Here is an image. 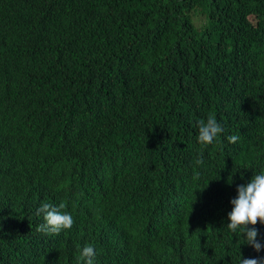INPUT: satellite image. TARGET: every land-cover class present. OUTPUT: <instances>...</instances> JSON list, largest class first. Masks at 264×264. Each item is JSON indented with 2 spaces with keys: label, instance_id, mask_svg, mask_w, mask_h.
Here are the masks:
<instances>
[{
  "label": "trees",
  "instance_id": "16d2710c",
  "mask_svg": "<svg viewBox=\"0 0 264 264\" xmlns=\"http://www.w3.org/2000/svg\"><path fill=\"white\" fill-rule=\"evenodd\" d=\"M40 21L24 27L25 37L0 39V86L9 83L0 107V264H83L86 245L97 247L103 264L143 262L140 253L106 243L131 240L138 220L122 219L115 206L93 207L77 193L88 173L86 164L77 167L90 148H117L123 162L111 169L116 180L138 183L148 172L191 178L194 131L212 115L222 128L245 125L257 151L246 160L250 169L227 167L234 174L221 180L230 187L264 172V0H58ZM47 41L60 55L38 51ZM63 90L83 100L70 94L71 104L40 117L26 108L38 102L48 109ZM69 175L71 182L48 198L65 205L74 226L55 248L42 250L31 241V206ZM67 189L79 191L67 197ZM216 207L192 193L176 231L199 235L198 221ZM84 213L91 226L81 222ZM193 244L186 257L200 264L209 243L200 236ZM180 259L176 249L157 261Z\"/></svg>",
  "mask_w": 264,
  "mask_h": 264
},
{
  "label": "clouds",
  "instance_id": "9594fccd",
  "mask_svg": "<svg viewBox=\"0 0 264 264\" xmlns=\"http://www.w3.org/2000/svg\"><path fill=\"white\" fill-rule=\"evenodd\" d=\"M57 1L0 0V39L11 34L15 38L27 36L28 32L24 27L42 22L40 20L51 12ZM46 43L37 46L38 51L47 49L54 56L60 55L57 44L49 41ZM51 74L54 75V72ZM57 83L58 79L55 84ZM72 91L56 92L48 109L42 108L38 102H33L26 108L37 112L39 117L44 112L52 114L57 106H61L59 109L63 110L64 106L72 103L68 100L70 94L83 100V94H79V98ZM8 92L7 82L0 86V107L6 104ZM21 129L29 139V130L23 127ZM194 144H197L196 169L192 171L191 178L175 179L148 172L142 182L138 183L116 180L114 173H111V169H116L123 162L115 146L105 144L93 150L90 148L77 167L81 169L86 164L87 184L79 189L81 191L67 189V197L79 191L77 193H83L88 204L93 207L105 209L115 206V212L122 219H137L139 224L132 232L131 240L121 244L112 243L111 240L106 243L113 251L124 253L134 250L140 253L144 257L141 264H159L158 256H163L165 252L173 254L176 249L181 256L178 264H196L186 255L189 256L194 240L200 236L210 245H206L198 253L200 264H231L235 259L237 264H264V172L252 175L247 183L240 181L230 187L221 180L222 176L234 174L226 170L227 167L240 173L253 166L252 163H246L256 151L250 141L248 129L245 125L239 128H222L220 122L209 115L205 121L198 122L194 131ZM238 161H243V165L239 166ZM71 178V175L59 177L31 206L29 219L32 221L28 225L32 231L31 241L42 250L55 248L64 231L74 226V218L65 209V205L48 198L49 191L65 188ZM131 184H136L140 189L127 191ZM192 193L198 199L208 198L217 207L214 212L209 211L208 217H202L198 221L196 227L201 231L199 235L195 236L194 233L183 237V234L176 231V227L181 218V209ZM220 209H223V214L217 215ZM91 220L92 215L89 213H84L81 217L85 226H91ZM196 246L201 247L199 244ZM203 251L208 253V257L201 256ZM79 260L83 264H103L97 247L93 245L82 248Z\"/></svg>",
  "mask_w": 264,
  "mask_h": 264
},
{
  "label": "bare ground",
  "instance_id": "6f19581e",
  "mask_svg": "<svg viewBox=\"0 0 264 264\" xmlns=\"http://www.w3.org/2000/svg\"><path fill=\"white\" fill-rule=\"evenodd\" d=\"M179 106V105H178ZM215 114V113H214ZM196 126V125H195ZM158 155V154H157ZM162 155V154H161ZM177 171V170H176ZM68 200V199H67ZM64 202V201H63ZM194 228V227H193Z\"/></svg>",
  "mask_w": 264,
  "mask_h": 264
}]
</instances>
